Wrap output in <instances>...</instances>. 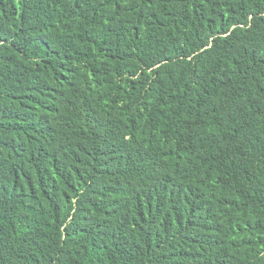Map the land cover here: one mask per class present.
<instances>
[{"label":"trees","instance_id":"16d2710c","mask_svg":"<svg viewBox=\"0 0 264 264\" xmlns=\"http://www.w3.org/2000/svg\"><path fill=\"white\" fill-rule=\"evenodd\" d=\"M0 264H264V0H0Z\"/></svg>","mask_w":264,"mask_h":264}]
</instances>
